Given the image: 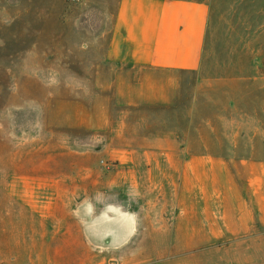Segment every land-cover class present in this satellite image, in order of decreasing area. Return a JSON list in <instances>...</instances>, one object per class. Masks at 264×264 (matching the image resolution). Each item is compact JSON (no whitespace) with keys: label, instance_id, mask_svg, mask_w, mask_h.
I'll return each mask as SVG.
<instances>
[{"label":"rangeland","instance_id":"obj_1","mask_svg":"<svg viewBox=\"0 0 264 264\" xmlns=\"http://www.w3.org/2000/svg\"><path fill=\"white\" fill-rule=\"evenodd\" d=\"M202 1L204 61L180 84L195 90L186 100L140 95L167 80L136 72L124 96L99 95L92 62L113 0H0V264H264V225L202 232L169 193L143 198L175 161L112 153L116 133L181 131L187 152L226 157L227 178L246 182L251 167L264 199V0ZM147 162L162 171L145 176Z\"/></svg>","mask_w":264,"mask_h":264},{"label":"crops","instance_id":"obj_2","mask_svg":"<svg viewBox=\"0 0 264 264\" xmlns=\"http://www.w3.org/2000/svg\"><path fill=\"white\" fill-rule=\"evenodd\" d=\"M208 18L209 5L202 0H113L104 54L92 62L95 70L102 73L90 78L105 81L100 85L102 88L95 85L105 90L99 95L124 96L123 90L130 86V74L136 72L159 74L167 80L163 87L144 86L141 89L145 92L139 91L140 95L192 100L195 90L181 88L180 84L186 79L193 80L202 70ZM142 124L146 121H137L138 127ZM181 136V131L173 135L116 133L111 141L112 153L123 160L175 161L177 167L170 165L171 174L168 178L164 176L165 184L157 189L147 184L143 198L155 190L169 193L174 215L185 217L186 221L201 218L202 232L223 229L235 234V238H245L239 234L257 233L253 227L264 225V199H258L260 192L252 178L255 171L251 167L242 169L246 182L229 179L227 172L232 169L223 161L225 156L187 152ZM157 165L147 162L145 176L161 172L162 168ZM212 217L223 228L217 231L206 228Z\"/></svg>","mask_w":264,"mask_h":264}]
</instances>
